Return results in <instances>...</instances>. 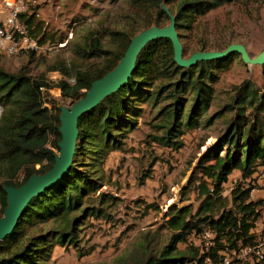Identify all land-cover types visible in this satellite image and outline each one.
<instances>
[{"label":"trees","instance_id":"obj_1","mask_svg":"<svg viewBox=\"0 0 264 264\" xmlns=\"http://www.w3.org/2000/svg\"><path fill=\"white\" fill-rule=\"evenodd\" d=\"M163 2L174 16L185 52L183 30H194L210 11L235 0H147L142 7L151 15L137 31L114 32V49L104 48L99 37L88 36L73 49L86 63L52 66L51 70L63 76L56 84L0 68V217L7 206L5 185L18 187L32 174H42L53 166L60 140L58 105H70L83 97L94 80L116 66L135 34L151 26H166L169 18L161 10ZM26 14L20 16V21L27 25L31 37L42 43L44 36L33 34V27H37L33 26L34 16L26 18ZM231 43L207 40L190 54L223 50ZM232 57L179 67L173 61L168 39L147 43L127 83L79 117L72 165L59 181L29 201L14 229L0 241V264H48L57 246H72L79 251L80 226L87 215L100 213L86 204L96 193L101 200L105 197L99 193L104 185V163L110 152L123 149L128 133L144 116L145 106L156 108L165 102L153 117L160 120L156 127L162 130L153 139L178 150L185 131L199 125L207 109L209 84L215 72L226 67ZM262 75L264 87V65ZM66 78H74L75 83L69 84ZM53 85L60 90L59 102L44 98ZM226 108L234 113L224 133L196 164L200 173L196 209L191 204H171L164 214L167 241L157 245L153 239L140 242L131 264H221V251L231 252L256 242L252 231L261 215L262 202L250 199V187H235L230 199L222 193L233 171L246 180L264 166V91L258 95L252 86L243 85ZM147 177L143 174L140 180ZM187 190L182 188L181 194ZM202 233L212 234L213 244L205 251L192 246L179 248L178 244H186L190 235Z\"/></svg>","mask_w":264,"mask_h":264},{"label":"rangeland","instance_id":"obj_2","mask_svg":"<svg viewBox=\"0 0 264 264\" xmlns=\"http://www.w3.org/2000/svg\"><path fill=\"white\" fill-rule=\"evenodd\" d=\"M145 1H31L26 18L34 16L33 26L37 27H33V34L44 36L45 50L33 54L0 55V68L44 82H48L54 72L63 77L60 71L51 70L52 66L85 64L73 49L88 36H97L104 48L114 49V32L130 34L137 31L151 15L142 7ZM183 33L185 57L207 40L241 43L248 54L255 57L264 48V0H235L225 4L200 19L194 30H183ZM66 39L65 45L60 47L58 44ZM232 55L226 67L215 72L209 84L207 109L200 117L199 125L185 131L178 150L153 139L162 133L156 127L160 120L153 117L165 102L156 108L145 106L144 116L128 133L123 149L110 152L104 163V185L99 193L105 197L101 200L96 193L86 204L100 213L87 215L80 226L79 251L72 246H57L48 264H131L130 259L140 242L153 239L157 245V242L167 241L169 232L164 214L171 204L178 207L191 204L193 210L196 209L199 203L196 186L200 178L196 164L217 137L222 136L233 116L234 112L227 110L226 106L232 103L243 85L252 86L258 95L264 91L262 65L244 64L240 55ZM50 97L58 102L61 100L60 90L55 85L44 94V98ZM143 174L148 177L141 181ZM237 186L252 188L250 199L262 202L261 215L254 229L257 228L263 237L264 166H259L246 180L238 171H233L223 185V196L230 199L232 189ZM185 187L188 190L182 195ZM253 232L257 240L259 235ZM202 234L190 235L186 244H178L179 248L192 246L205 251L212 237Z\"/></svg>","mask_w":264,"mask_h":264},{"label":"water","instance_id":"obj_3","mask_svg":"<svg viewBox=\"0 0 264 264\" xmlns=\"http://www.w3.org/2000/svg\"><path fill=\"white\" fill-rule=\"evenodd\" d=\"M160 7L169 18L166 26H151L135 34L116 66L94 80L83 97L70 105H58L60 140L57 143L59 150L54 155V164L42 174H32L18 187L4 186L7 206L0 217V241L14 229L29 201L68 172L75 153L79 117L127 83L135 69L138 54L147 43L158 38L168 39L173 50V61L179 67H190L199 61L217 60L232 54L240 55L244 64L264 65V48L255 57H251L241 43H231L223 50L197 51L185 57L174 16L164 2Z\"/></svg>","mask_w":264,"mask_h":264},{"label":"built area","instance_id":"obj_4","mask_svg":"<svg viewBox=\"0 0 264 264\" xmlns=\"http://www.w3.org/2000/svg\"><path fill=\"white\" fill-rule=\"evenodd\" d=\"M31 1L35 0H0L1 56H12L19 53L27 54L30 52L39 53L45 50L44 44L40 43L38 39L31 37L27 25L20 21V16L28 11ZM69 37H71V33ZM66 42L67 39L58 45L61 47ZM61 78L58 72H54L49 79L56 84ZM66 81L69 84L75 83L74 78H66ZM42 91L44 90L42 89ZM2 112L3 106L0 104V117ZM253 231L259 235L256 242L231 252L221 251V264H258L264 262V236H260L261 233L257 228L253 229ZM207 235L212 237L210 233H207ZM212 244L213 242H210L209 245Z\"/></svg>","mask_w":264,"mask_h":264}]
</instances>
